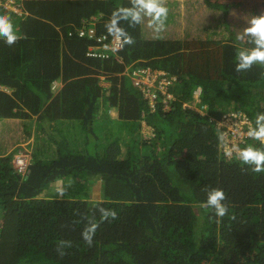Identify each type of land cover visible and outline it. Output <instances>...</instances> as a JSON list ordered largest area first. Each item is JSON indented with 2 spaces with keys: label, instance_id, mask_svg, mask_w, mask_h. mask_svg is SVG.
<instances>
[{
  "label": "trees",
  "instance_id": "1",
  "mask_svg": "<svg viewBox=\"0 0 264 264\" xmlns=\"http://www.w3.org/2000/svg\"><path fill=\"white\" fill-rule=\"evenodd\" d=\"M20 2V13L0 7L20 36L11 46L0 37V119L82 120L96 138L79 136L73 146L63 138L57 156L48 164L33 161L26 177L13 165L14 151L2 154L11 145L0 142V264H264V172H253L255 165L243 164L237 153L226 155L217 125L227 111L259 130L264 66L236 71L238 51L256 48V38L237 39L226 28L233 33L224 42L143 39L138 0ZM207 3L228 13L227 5ZM251 14H264V0ZM93 16L100 17L98 35H123V64L87 59L86 38L68 35ZM129 36L134 43H126ZM125 65L176 76L171 108L151 112L129 78L117 74ZM101 74L111 82L108 97L98 84ZM57 79L66 83L54 93ZM198 86L196 104L207 103L205 113L192 105ZM112 107L136 128L142 119L154 128L150 139L126 141L125 158L119 140L100 142L90 128ZM239 146L264 150L249 136ZM60 180L62 196L55 189ZM98 180L105 190L92 199ZM213 188L225 192L223 218L205 206ZM101 208L117 218L101 221ZM89 222L99 225L92 246L81 235Z\"/></svg>",
  "mask_w": 264,
  "mask_h": 264
},
{
  "label": "rangeland",
  "instance_id": "2",
  "mask_svg": "<svg viewBox=\"0 0 264 264\" xmlns=\"http://www.w3.org/2000/svg\"><path fill=\"white\" fill-rule=\"evenodd\" d=\"M210 2L217 3L218 6L221 4L227 5L228 13L226 14L223 10L216 6H210L207 0H165V5L169 9L168 17L165 22L164 27H162L159 22H153L152 17L147 13V9L143 8L141 12V37L143 39H156V40H172V39H193V40H214L223 41L227 38L228 34L226 28L229 31H234L236 35H243V31L246 27H249V21L251 20V12L254 10V6L260 5L262 0H209ZM161 31L157 32V29ZM196 90L194 95H197ZM107 97V96H106ZM202 113H205L203 109ZM97 117L100 119L98 122L94 121L91 123L90 128L98 131L99 140L103 142L107 141V144L111 143L110 140H119L122 146L123 153L121 154L123 158L126 157L127 153L125 151V143L130 140L132 135L136 134V131L140 133L141 139L149 137L146 132L153 133L152 127H148L143 124L141 133V126L139 130L135 131L136 123L131 125L130 121L127 120H116L119 125L115 123H110L109 125L102 127L101 124H108L112 121L109 112H99ZM0 119V131L4 129L8 120ZM15 120L9 125L7 124V129L10 127L12 129V137L14 139V144L23 142L30 136H35L36 139L32 143L33 161L41 164H48L55 158L58 153L59 144L58 142L62 139L58 132L53 130H48L40 133V130L45 128V123L39 121L33 126L34 119L28 118ZM12 119H10L11 121ZM115 120V119H114ZM82 122V121H81ZM10 123V122H9ZM83 123V122H82ZM248 119H238L233 120L232 123L226 125L222 131L223 140L221 142V147L226 152L237 153L238 149H241L239 144L248 136L249 129L251 125L248 124ZM21 124V125H20ZM20 125V128H18ZM218 125L223 129L221 124ZM223 125V124H222ZM245 125V130L244 129ZM249 125V126H248ZM234 127L236 129L245 130L242 136H235L229 133V127ZM88 129V126H87ZM128 136H125L126 132H131ZM135 131V132H134ZM39 132V133H38ZM85 127L80 126V137L84 138ZM79 134V130L76 131L75 136ZM153 135V134H152ZM247 135V136H246ZM85 139L90 141L96 138L95 135L86 134ZM89 137V138H88ZM143 137V138H142ZM85 142V141H84ZM16 145L13 146L14 151ZM124 160V159H122ZM126 161V160H124ZM104 184L101 182L94 184L91 189V198L100 199L102 197V192L105 190L102 188ZM46 190L44 194H46Z\"/></svg>",
  "mask_w": 264,
  "mask_h": 264
},
{
  "label": "clouds",
  "instance_id": "3",
  "mask_svg": "<svg viewBox=\"0 0 264 264\" xmlns=\"http://www.w3.org/2000/svg\"><path fill=\"white\" fill-rule=\"evenodd\" d=\"M138 2L142 5L143 8L147 9V13L152 17L153 22L158 21L159 24L162 27H164L165 22H166L167 17H168V11H169V9L165 5V0H138ZM20 4H23V3L22 2L17 3V1H16V5H15L16 7H14V6H0V7L4 8L6 10H12L15 13H20L23 11V10H21L23 8L20 6ZM229 6H230V4H227V7H229ZM15 8L18 10H15ZM97 18H100V17L99 16H93L91 20H85L84 21L85 23L82 27H89V26L94 27ZM14 24H15V22H14ZM14 24H12L11 18L9 16L0 15V37H6V43L9 46L14 44L20 38V36H18L15 33L16 29H14V28L16 26ZM249 25H250L249 27H246L244 29L243 34L244 35H250L251 37H255L256 39H255L254 43L257 45V47L252 48V49H246L243 51H238V53L236 55V60L238 61V63L236 64V71L237 72L247 71V70L251 69V67L253 66L254 63H258L259 65L264 66V14L252 16L251 20L249 21ZM77 29L78 28H75L74 30L69 31L68 35L72 36L74 34V32H77ZM159 31H161V29L158 28L157 32H159ZM70 32H72V34H70ZM117 33L121 34L119 32H117ZM240 38H241V36H240V34H238L237 39H240ZM126 43H134L133 38L131 36L127 37ZM86 51H87V48H86ZM86 51H85V56L89 60H101V61L114 60L117 63H122V64L124 63L121 55H120V57H121L120 61L113 58V57L109 58V59L92 58V57H88L86 55ZM142 66H144V65H142ZM147 66H149V65H145L144 67H147ZM133 67H136V66L125 65L123 71L118 72L117 74L119 76L125 75L129 78V82H131V84L142 94L143 99L148 103V106H149L151 112L157 111V109L159 107H160L161 111L169 110L171 108L170 100L175 99L174 93L171 91V88L174 85V82L177 80V77L174 75H170L164 69H158V68H153V67L149 66L152 69H156V70H160V71L165 72L166 76L169 78L175 77V79L173 80V83L168 88L169 93L172 95V98L170 100H168L169 104L168 105L164 104L163 101L165 100L166 95L163 94L162 92H159V97L156 99V101H154V103H155L154 106H152V98L150 96L145 95V93L134 84V81H133L131 75L129 74L128 68H133ZM101 76H103V75L102 74L100 76L97 75V77L99 79V81H98L99 85H100ZM81 77H83V76H81ZM57 80H59V79H57ZM57 80H55L52 83L53 91H55L59 87V82ZM67 82H69V81H67ZM196 90L198 91V94L194 95V102L195 103H192V105L197 110L201 111L203 108L207 107V103H203L201 109L199 107H197L196 103L201 101L200 94L202 92V87L198 86L194 90V93ZM104 94H106V92ZM118 111H119V109H118ZM34 116L37 118L38 122L43 121L45 123V128H46L48 122H45L44 121L45 119H40L38 115H33V117ZM229 117H231L232 119ZM118 118L121 119L119 116H118ZM243 118L247 119L245 116L239 117V116H237V114H235L233 112L225 111L220 116V119H217V125H218V123L221 124V126L223 127V130H224L226 125H228L229 123H232L233 120H238V119H243ZM32 119H34V118H32ZM260 121H264V114H258L256 116V123L259 126V130L257 131L255 129H250L248 132V136L255 139V140L261 141V143H264V124H261ZM34 123H35V119H34ZM34 123H33V126H34ZM143 124H145L148 127H152L153 133L146 132L149 135V137H146V138L142 137L143 138L142 140L150 139L151 137H153L155 135L154 128H153V126L147 124V122L144 119H142L140 121V125L138 128H135V131L139 130V128L141 126V133H142V136H144V133L142 132ZM218 127H220V126L218 125ZM45 128H43L42 130H45ZM232 128H234V127H232ZM232 128L230 129V127H229V133L230 134H233L231 131ZM244 129H245V125H244ZM238 130L241 133H240V135H235V136H242L246 129L245 130L238 129ZM134 136L135 137L136 136L141 137L140 133L137 131H136V134L132 135V137H134ZM220 139L223 140V136H221ZM15 148L17 149L16 151L10 150V151L4 152L3 154H8V153H11L14 151L13 156H12L13 165H14V167L18 173H20L22 176L26 177L30 173V166L33 162V152L31 149H29L25 145H21V144L16 146ZM232 154H233V152H232ZM226 155L231 156V152H227ZM18 157H22L25 159L26 167H25L24 173L19 170V165L17 164V158ZM120 157L123 158L122 155H120ZM237 158L243 164H254L255 168L252 169L253 172H256V173L264 172V150H260L254 146H247L243 149L237 150ZM101 182H102V180H98L97 183L100 184ZM90 193H91V191H90ZM59 194L62 196L64 194L63 190H60ZM225 199H226V195L222 189L213 188L207 192V200L205 201V206L213 209L214 214L217 218H223L228 213V207L226 204L223 203V201ZM101 213H102L101 214V221H105L109 217H111L112 219L117 218V212L115 210L109 211L105 208H101ZM98 227H99V225L97 223L89 222V224L84 228L83 232L81 233L83 240L85 241V243L88 246H92L93 237H94L96 229ZM60 255L63 256L64 253L61 252Z\"/></svg>",
  "mask_w": 264,
  "mask_h": 264
},
{
  "label": "built area",
  "instance_id": "4",
  "mask_svg": "<svg viewBox=\"0 0 264 264\" xmlns=\"http://www.w3.org/2000/svg\"><path fill=\"white\" fill-rule=\"evenodd\" d=\"M17 0H0V6H14L16 7ZM15 10H18L15 8ZM72 34V32H70ZM79 37L86 38L89 42L87 47L86 55L92 58L109 59L115 58L121 60L120 51L124 48V38L121 34L114 33L112 35L101 34L98 35L95 27H81L77 29ZM129 74L131 75L134 84L140 88L145 95L152 98V106L154 101L159 97V92L166 95L164 104H169L168 100L172 98L168 88L173 83L175 77H167L166 73L160 70L152 69L147 66H136L128 68ZM231 118V117H229ZM228 119V118H227ZM232 119V118H231ZM232 127H230L231 129ZM234 135H240V131L236 128H232ZM17 164L19 170L25 172L26 162L22 157L17 158Z\"/></svg>",
  "mask_w": 264,
  "mask_h": 264
},
{
  "label": "crops",
  "instance_id": "5",
  "mask_svg": "<svg viewBox=\"0 0 264 264\" xmlns=\"http://www.w3.org/2000/svg\"><path fill=\"white\" fill-rule=\"evenodd\" d=\"M81 76H83V75H81ZM57 81L59 82V87L54 91V93H58L64 87V85L66 83L63 79H59ZM100 85L103 88V91L106 92L105 95L108 97L109 96V89L111 87V82L106 80L105 75L101 76ZM48 105L49 104H46V107ZM109 114H110V117L112 118V121L108 120L110 123H115V124L119 125V122L116 121V120H123V119H119L118 118V116H119L118 107L117 108L112 107L109 110ZM32 118L35 119V123L38 122V120H37V118L35 116L32 117ZM10 119H12V120L10 121ZM10 119H6V120H8L7 124H9V125L12 123L13 120H15L14 118H10ZM81 121L82 120H54V121H49V123L47 124L45 130H40V133H43L44 131H48V130H53V131H56V132L59 133L60 137L62 138L61 140H63V138H65L69 142L70 145H72V146L76 145V144L78 145V141L81 140L79 138V136H80V126H84L85 127L84 137L86 136V134L92 133L91 129L87 131V127H86L87 123L85 124V123H82ZM35 123H34V128H36L35 127ZM7 124L4 127V129L2 131H0V142L7 143V146L5 148H7L10 145H11V148L5 150L4 152L10 151V150L13 149L14 145L18 146L20 144L21 145H25L29 149H32V143L35 141L36 135L35 136L34 135L30 136L28 139L23 140V142H19V143L16 142V144L13 145L14 139H13V137L11 135L12 129L10 127H8V129H7ZM20 125H19L18 128H20ZM77 130H79V134L75 136V133H76ZM129 134H132V131L130 133L126 132L125 136H128ZM56 185H55V189L61 190V180L58 181L56 183Z\"/></svg>",
  "mask_w": 264,
  "mask_h": 264
}]
</instances>
